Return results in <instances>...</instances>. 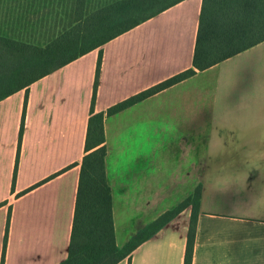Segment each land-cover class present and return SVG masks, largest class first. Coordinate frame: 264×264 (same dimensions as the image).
Wrapping results in <instances>:
<instances>
[{
    "label": "crops",
    "instance_id": "obj_1",
    "mask_svg": "<svg viewBox=\"0 0 264 264\" xmlns=\"http://www.w3.org/2000/svg\"><path fill=\"white\" fill-rule=\"evenodd\" d=\"M200 6L183 0L33 83L19 151L25 92L0 101V262L8 215L3 264L67 257L99 52L94 114L192 67ZM103 130L118 247L200 185L191 264H264V42L105 116ZM188 221L129 264H183Z\"/></svg>",
    "mask_w": 264,
    "mask_h": 264
},
{
    "label": "trees",
    "instance_id": "obj_2",
    "mask_svg": "<svg viewBox=\"0 0 264 264\" xmlns=\"http://www.w3.org/2000/svg\"><path fill=\"white\" fill-rule=\"evenodd\" d=\"M16 1L24 8L14 14L9 6L10 0H0L6 7V10H0V15L3 14L4 22L10 23V29L0 28V101L19 91L25 92L18 134L19 151L28 88L33 83L93 50H100L107 42L183 0ZM57 10L62 13L58 22L63 21V25L57 29H38L44 18L51 17L53 11ZM23 23L26 25L23 26ZM263 42L264 0H201L192 67L104 113L94 114L101 61L99 52L68 253L60 264H118L123 260L129 264L136 248L187 210L189 221L183 264H191L200 206V185L182 202L136 232L123 246H117L111 193L105 177L103 120L105 116L120 112L192 77L197 71H204ZM8 225L9 215L0 264H3Z\"/></svg>",
    "mask_w": 264,
    "mask_h": 264
},
{
    "label": "rangeland",
    "instance_id": "obj_3",
    "mask_svg": "<svg viewBox=\"0 0 264 264\" xmlns=\"http://www.w3.org/2000/svg\"><path fill=\"white\" fill-rule=\"evenodd\" d=\"M20 2H22V0H20ZM9 6H11V9L13 10L14 14H17L21 9L24 8L21 3H18L17 1L15 2V0H10ZM0 10H2V11L6 10V7H4V5H2L1 3H0ZM56 13H57V16H55ZM61 14L62 13L59 10L53 11L52 16L47 17V18L45 17L44 22H42L41 26H39L38 29H41L43 31L44 28L47 30L53 29V28H55V29L60 28L63 25V21H61L60 23L58 22ZM54 17H56V20H54ZM3 18H4L3 14H1L0 15V28L3 30L10 29V23L8 24L7 22H4ZM25 25H26V23L25 24L23 23V26H25ZM16 30L23 31L24 29H16ZM250 204H253V203L250 202ZM122 216L123 215L117 214V217H116L117 241L119 244H121V242H123L122 238L126 235V232L129 229V227H134V225L131 226V224H129V225L124 224V221H126L127 219H131V215L129 213H128L127 217H122Z\"/></svg>",
    "mask_w": 264,
    "mask_h": 264
}]
</instances>
